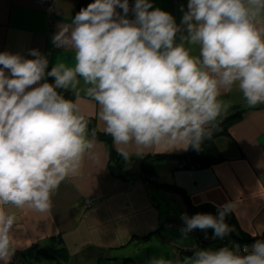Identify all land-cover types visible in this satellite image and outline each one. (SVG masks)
Returning a JSON list of instances; mask_svg holds the SVG:
<instances>
[{
  "label": "clouds",
  "instance_id": "1",
  "mask_svg": "<svg viewBox=\"0 0 264 264\" xmlns=\"http://www.w3.org/2000/svg\"><path fill=\"white\" fill-rule=\"evenodd\" d=\"M181 11L177 23L153 0H92L52 36L56 48L74 52V67L49 68L37 48L28 50L31 58L0 51V264H10L18 248L17 218L5 206L50 212L61 183L92 153L79 94L71 100L59 91L76 88L78 78L125 161L134 156L129 146L201 150L226 107L222 90L264 104V0H187ZM230 213L231 202L215 215L184 213L181 236L199 228L223 239L235 230ZM146 264H264V240L244 254L197 248L183 261L150 256Z\"/></svg>",
  "mask_w": 264,
  "mask_h": 264
},
{
  "label": "crops",
  "instance_id": "2",
  "mask_svg": "<svg viewBox=\"0 0 264 264\" xmlns=\"http://www.w3.org/2000/svg\"><path fill=\"white\" fill-rule=\"evenodd\" d=\"M77 1L52 0L50 11L34 0H0V51L31 58L28 50L37 48L48 55L49 68L57 63L74 67V52L56 48L52 36L59 25L71 22ZM129 2L131 6L134 0ZM181 5L186 10L187 0H153V7L170 12L177 23L183 14ZM192 54H198L196 46H192ZM78 79L76 88L59 91L71 100L79 94L81 114L88 120L93 141L92 153L85 157L78 175L61 183L52 196L50 212L5 206V211L15 214L19 226L14 232L18 248L12 260L37 259L41 252L61 250L64 259L78 258L84 264H139L144 250L150 254L152 247L164 242L179 260L181 253L168 238L181 233L184 209L217 211L228 202L235 209L226 217L235 229L229 238L236 242H244L242 237L246 242L264 240V104L250 106L238 89L222 90L218 99L226 107L212 124L236 117L217 127L221 132L212 142L222 159L211 165L189 164L184 155L190 149L137 151L135 146H129L134 156L125 161L95 115L99 106L86 95L88 86ZM169 159L189 167H173ZM144 165L147 173L142 171ZM133 179L139 181L129 186ZM89 197L97 200L85 207ZM155 236L161 241L156 245Z\"/></svg>",
  "mask_w": 264,
  "mask_h": 264
},
{
  "label": "rangeland",
  "instance_id": "3",
  "mask_svg": "<svg viewBox=\"0 0 264 264\" xmlns=\"http://www.w3.org/2000/svg\"><path fill=\"white\" fill-rule=\"evenodd\" d=\"M178 213H179V211H178ZM157 238H158L157 236L154 237V245L161 242V241H157L156 240ZM224 238H226V237H224ZM227 238H229V236ZM217 239L218 240L215 242L205 243L203 245V248L218 249V248L224 247V246H227L230 248V244L228 241H226V243H222L220 241V238H217ZM168 240L170 243H173L174 245L193 246L194 242H195V237L193 234H191V232H190V234H188V237H186V238L182 237L181 233L177 234V232H175V233H173V236L168 238ZM148 252H147V250H144L142 253L140 252L141 256H140L139 264H146V262L150 256L163 257L165 259H176V255L174 254L173 249L171 248L169 243L166 244V242L157 244L156 246L152 247L150 254H148ZM190 256H192V255H190L186 252H182L179 255V260L183 261L184 259H186ZM28 260L33 261V262H37V263H41V264H84L78 258L64 259L63 258V252L61 250L58 252L47 251L46 253H40L37 256V259H34L33 257H31V258H28ZM107 261H111V260H107ZM112 262H114V261H112ZM100 264H104V263L101 262Z\"/></svg>",
  "mask_w": 264,
  "mask_h": 264
},
{
  "label": "built area",
  "instance_id": "4",
  "mask_svg": "<svg viewBox=\"0 0 264 264\" xmlns=\"http://www.w3.org/2000/svg\"><path fill=\"white\" fill-rule=\"evenodd\" d=\"M34 2L37 3L38 5L45 6L50 11H52V0H34ZM169 164L171 166H173V167H176V168H179V167L182 168V167H185V165H186L185 163L180 162L179 160H176V159H169ZM138 181H139L138 179L130 180L129 181V186L137 183ZM96 200H97L96 197L86 198L84 200L85 207L90 206ZM184 213L187 214L186 209H184ZM211 214L215 215L216 213H211ZM182 226H183V222H182ZM212 232H213L212 229H207L206 231L205 230H201L199 228L194 229V230L191 231V234H193L194 237H195L194 245L193 246H179V245H175V248H176L178 253L194 252L195 249L202 247L205 243L215 242V241L218 240L217 238H213ZM220 241L222 243H226V241H228L229 244H230V248H232V247L238 248L240 250L241 254H244V249L245 248L250 250L251 249V245L253 243V242H236L232 238H223V239H220ZM10 264H41V263L33 262V261H30V260H28L26 258L18 257L16 259L12 260L10 262Z\"/></svg>",
  "mask_w": 264,
  "mask_h": 264
},
{
  "label": "trees",
  "instance_id": "5",
  "mask_svg": "<svg viewBox=\"0 0 264 264\" xmlns=\"http://www.w3.org/2000/svg\"><path fill=\"white\" fill-rule=\"evenodd\" d=\"M87 1L88 0H78L76 5H75V11H74V15L81 9V7H86L87 6ZM235 116H231L227 119H225L223 122H219L215 125H213V131H212V135L209 139H206L202 146H201V150L197 151L194 149H190L189 152L184 155V159L188 162H190L189 164H194L195 166L201 167V166H208L211 165L212 163L218 162L222 159L221 155L219 154V152L217 151V149L215 148L212 139L214 136H216L219 132H221L220 129H217V127H219L220 125L225 124L227 121H229L231 118H235ZM186 163V162H185ZM188 166V163H186L185 167ZM189 167V166H188ZM143 173H147L148 169L147 166L144 165L142 168ZM166 188V187H165ZM174 191L181 193V191L173 189ZM187 210V215L191 216L194 215L196 213H217V211L211 210L208 207L205 208H200L196 211H192L191 209H188L186 207ZM243 241L246 242L247 239L242 237ZM42 253V252H41ZM190 255H193V252L190 253Z\"/></svg>",
  "mask_w": 264,
  "mask_h": 264
}]
</instances>
